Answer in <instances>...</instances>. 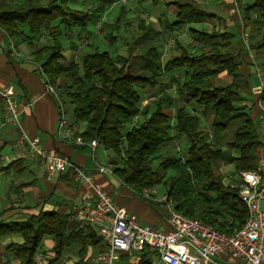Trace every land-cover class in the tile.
Wrapping results in <instances>:
<instances>
[{
    "label": "trees",
    "instance_id": "trees-1",
    "mask_svg": "<svg viewBox=\"0 0 264 264\" xmlns=\"http://www.w3.org/2000/svg\"><path fill=\"white\" fill-rule=\"evenodd\" d=\"M77 1L90 0H0V28L32 48L48 81L63 79L62 85H58L63 107L68 102L74 121L85 123L80 136L86 143L95 139L119 159L112 169L116 178L133 191L162 185L176 209L185 216L198 218L226 234L233 233L245 222L248 212L236 190L222 183L217 166L223 161L233 164L237 173L252 170L261 149L259 133L243 104L248 79L240 69L238 53L228 47L233 35L219 31L217 15L193 0H181L175 3L176 21L169 28L188 27L193 40L204 44L199 53L179 46L180 53L163 64L160 51L149 44L152 28L139 22L134 39L146 42L140 63L144 73L130 72V56L111 55L96 47L80 58V64L64 63L62 46L56 39L59 29H76L87 35V24L115 0H98L96 7L87 10L71 7ZM238 8L244 25L253 30L264 20V0L238 3ZM123 13L121 9L114 26ZM206 21L214 22L209 31L191 26ZM113 25H109L112 30ZM258 32L260 38L252 48L264 49V27ZM44 33H49L53 41L36 45L35 41ZM114 39V35L108 36L110 45ZM180 68L185 72L176 88V97L162 92L157 100L141 106L138 86L153 88L164 75ZM188 102L192 103L190 110L185 105ZM138 115L144 120L124 131L125 125ZM207 117L209 127L205 128ZM208 130L228 138L224 148L218 140L208 139ZM182 137L186 138L183 155L158 152L163 145ZM12 233H19L23 242L8 243L4 251L17 257L19 264H34L44 235L54 236L57 253L72 242L93 245L101 241L91 225H84L77 232L68 231L65 217L55 212L42 211L25 221L0 223V239ZM139 255V264H149L152 254L147 249Z\"/></svg>",
    "mask_w": 264,
    "mask_h": 264
},
{
    "label": "crops",
    "instance_id": "crops-1",
    "mask_svg": "<svg viewBox=\"0 0 264 264\" xmlns=\"http://www.w3.org/2000/svg\"><path fill=\"white\" fill-rule=\"evenodd\" d=\"M178 1L181 0H145L135 8L126 9L124 12L127 22L132 20V17L137 20L134 33L139 22L152 28L150 35L153 39L149 44L152 43L160 51L163 64L180 53L179 46L194 52L196 48L200 51L199 48L204 45L193 40L188 27L169 28L170 24L176 21L175 3ZM193 1L208 12L217 15L219 31L233 35L228 42V47L238 53L240 69L248 79V91L243 95V104L246 105L247 112L258 131V115L261 104H264V87L260 86V81L255 75V68L260 67L264 73V49L252 48V45L259 40L260 34L255 37V31L250 26L244 25L242 12L238 8V3H249L251 0ZM98 3V0L77 1L71 7L87 10L96 7ZM117 4L115 0L105 5L104 11L90 21L93 31L88 28L87 35L76 29L64 30L62 27L59 29L56 39L62 46V62L76 61L80 64V58L89 53L91 47H95L97 38L105 40V45H110L106 38L108 31L106 28L115 20L114 8ZM213 24V21H206L191 26L209 31ZM23 31L27 34L26 28H23ZM120 31L122 30L120 29L116 34L114 52L117 50L120 52V45L125 46V49L121 47V50L129 52L128 56L131 58L138 55L139 63H141L146 42H137L130 48L134 38L133 33L123 35ZM141 32L142 30H139L138 33ZM248 36L252 41L251 44ZM52 41L53 37L49 33H44L35 41V44L48 45ZM32 51L27 43L17 37L8 36L0 28V88L12 87L13 97L21 108L17 126L5 122V103L0 96V223L25 221L42 211L55 212L65 217L68 231H79L84 225L78 222L75 212L82 203V187L74 180L72 171L73 166H79L91 174L95 184L101 187L117 205L136 213L142 225L153 224L156 228L167 229V215L162 213L163 207L158 203H148L138 198L133 190L115 175H104L97 171L96 162L108 165L112 169L116 167L118 158L112 150L104 149L98 142L94 150L87 145L74 143L73 139L84 132L86 125L84 122L74 121L72 106L66 101L64 102L66 125L60 128V109L47 90L46 77L40 68L41 61L34 58ZM137 69V73L141 74L140 64ZM184 72V69L180 68L164 75L153 90H162L161 93L166 92L171 97H176V88L182 82ZM220 76L224 78L225 74L222 73ZM59 79V85H62L63 79ZM138 88L140 93L143 90L146 91L144 85ZM185 105L188 110L192 109V103L188 102ZM136 117L132 119L131 127L137 124H135ZM21 130L25 131L29 137L37 138L45 150L66 157L68 165L65 171L53 177H47L42 167L41 157L32 154L27 143L17 144ZM208 131L210 133L208 139L218 140L224 148L223 144L228 141V138L224 139L222 133L213 134L210 130ZM177 140L174 139L169 144L176 145ZM99 147L103 148L100 156L97 155ZM233 154L237 155L235 151ZM227 164L220 161L218 169L224 168ZM230 165L233 166V164ZM94 202L95 198H93ZM91 227L96 234L95 227L92 225ZM11 242L20 244L23 238L19 233H12L0 239V264H19L17 257L4 251L5 245ZM55 247L54 236L44 235L35 254V256L39 255L40 260L39 262L34 260V264H96L95 257L105 249V243L102 240L98 243L94 242L93 245L72 242L63 246L59 253L56 252ZM223 258L227 259L226 256ZM139 259V254L119 253L115 264H139ZM222 260H220L221 263H223Z\"/></svg>",
    "mask_w": 264,
    "mask_h": 264
},
{
    "label": "built area",
    "instance_id": "built-area-1",
    "mask_svg": "<svg viewBox=\"0 0 264 264\" xmlns=\"http://www.w3.org/2000/svg\"><path fill=\"white\" fill-rule=\"evenodd\" d=\"M255 75L260 86L264 87V73L260 67L255 68ZM58 85L59 80L50 82L46 79L47 90L60 109L59 126L63 128L66 118ZM0 96L5 103V122L17 126L21 108L13 97L12 87L0 88ZM159 96L143 99L141 106L157 100ZM257 126L261 139L257 164L252 170L238 172V179L233 178L228 185L236 190L248 212L245 222L231 234L198 218L185 216L176 209L173 200L167 194L161 195L156 187L133 192L138 198L158 203L167 211L168 228L142 225L138 215L117 205L95 184L88 171L73 166V178L82 187V203L75 212L76 219L82 225L94 226L97 237L105 243V249L96 255L95 263L115 264L119 253L140 254L147 249L152 254L149 264H264V209L260 208V203L264 201V104H261ZM73 141L93 150L97 145L95 139L86 143L81 136H76ZM16 142L27 143L31 153L41 157L47 177L65 171L68 159L45 150L37 138L29 137L21 130ZM96 167L101 174L114 175L108 165L96 162ZM225 256L227 259L223 258ZM34 260L39 262V255Z\"/></svg>",
    "mask_w": 264,
    "mask_h": 264
},
{
    "label": "rangeland",
    "instance_id": "rangeland-1",
    "mask_svg": "<svg viewBox=\"0 0 264 264\" xmlns=\"http://www.w3.org/2000/svg\"><path fill=\"white\" fill-rule=\"evenodd\" d=\"M6 2H9V1H13V2H22L24 0H5ZM145 0H117V5L115 6L114 8V14L116 15L115 17V20L113 21V23H111V25L115 24V22L117 21V18L120 16V11L121 9H123V11L125 12V10L127 9H130V8H135L136 5L140 4L141 2H143ZM253 0H251L252 2ZM250 3V2H249ZM101 17V16H100ZM126 16H125V13H123V15L120 17V21L119 23L114 26V29L112 30L109 26L106 28L108 31L106 32V38H108V36L111 34V35H114L115 37V42H116V34L118 33V31L121 29L122 31H120L121 34L125 35H134V38L137 37V34H134V30H135V27H136V23H137V20H135V17H132L131 19L132 20H129L127 22V20L125 19ZM125 23H124V22ZM124 23V24H123ZM264 27V20L261 22V24H256V30L255 31V37H257L260 32H258V30L262 29ZM88 28H90V31H93L91 28H92V23L89 22V24H87L86 26V31L88 30ZM125 30V31H124ZM88 32V31H87ZM249 37V36H248ZM133 38L132 42L130 43V48L133 47V45H136V41L135 39ZM103 39V38H102ZM250 39V37H249ZM250 41V44L252 43L251 39L249 40ZM115 42L114 44L112 45H105V40H101L99 38H97V42L95 41V47L98 48L100 51H105V50H108L109 52H111V55H116L117 52H119L118 50L116 52H114V50L116 49L115 47ZM122 47V45H120ZM94 47V46H93ZM121 47H120V52L119 54L120 55H123V56H128L129 55V52L125 51V50H121ZM123 49H125V46L122 47ZM196 48V47H195ZM91 51V49H90ZM137 53H139L138 51H136ZM200 51H198V48L194 49V53H199ZM138 55L134 56L131 60V63L129 64V69H130V72L133 73V74H139L137 73L138 71V67H139V59H138ZM142 73H144L142 71ZM141 73V74H142ZM56 80H60L59 78L56 79ZM144 88L146 89V91L144 92V90L140 93V96L141 98L145 99V98H148L150 96H153V95H159L161 93L162 90H153V88H150L149 86L147 85H144ZM61 91L63 92V87H60ZM138 91L139 88L137 87L136 88ZM149 89V90H147ZM144 92V94H143ZM250 97L248 96V99ZM208 118L204 120V127L207 128L209 127L208 125ZM143 121V117L141 115H138L136 117V121H135V124L138 125L140 124L141 122ZM131 127V122L127 123L125 125V130L129 129ZM124 130V131H125ZM230 131H233V128H230L229 129ZM176 145H171V144H165L163 145L160 149H159V153H162V154H165V155H172V156H181L184 154V152L186 151V138L182 137V138H178V140L176 141ZM185 143V144H184ZM184 144V145H183ZM103 148L102 147H99L98 148V154L99 155L100 153H103ZM110 154L112 153L111 151H108ZM100 156V155H99ZM103 158H105V156H103ZM116 159V158H115ZM105 160V159H104ZM119 159H116V162L118 161ZM156 166V164H155ZM219 166V165H218ZM217 166V167H218ZM218 172L220 173V176H221V180H222V183L224 185H229L231 182H233V178L234 180H237L238 179V174L237 172L235 171L234 169V166L232 165H226L224 168H220L218 169ZM240 173V172H239ZM152 187H156V189L158 190V192L162 195V194H166L165 190L163 189V186L162 185H155V186H152ZM171 198V197H170ZM172 199V198H171ZM173 200V199H172ZM174 202V201H173ZM175 204V203H174ZM260 208L261 209H264V201H262L260 203ZM164 214L167 215V211L164 209L163 212Z\"/></svg>",
    "mask_w": 264,
    "mask_h": 264
}]
</instances>
